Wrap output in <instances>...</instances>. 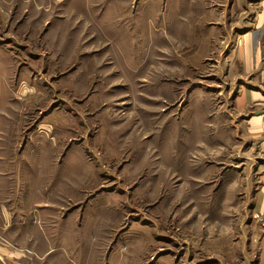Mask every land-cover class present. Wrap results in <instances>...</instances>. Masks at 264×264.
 <instances>
[{"label": "rangeland", "instance_id": "rangeland-1", "mask_svg": "<svg viewBox=\"0 0 264 264\" xmlns=\"http://www.w3.org/2000/svg\"><path fill=\"white\" fill-rule=\"evenodd\" d=\"M246 35L264 0H0V264H257Z\"/></svg>", "mask_w": 264, "mask_h": 264}, {"label": "crops", "instance_id": "crops-1", "mask_svg": "<svg viewBox=\"0 0 264 264\" xmlns=\"http://www.w3.org/2000/svg\"><path fill=\"white\" fill-rule=\"evenodd\" d=\"M259 38V37H258ZM254 38L253 35L244 36V44H242V39L238 43V56L234 59V64L231 67V70L234 69V66L239 67L238 59H242L244 69L251 72V78L248 80H242L238 84L240 91H237L235 104L242 110L245 107H248L252 112L250 117L251 124V135L259 136L264 134V54L262 44L260 45V40ZM234 54V52H230ZM248 108H245L248 110ZM262 189L256 192V202L255 204L261 201L260 195L263 194L264 184L262 183ZM259 195V196H258ZM262 203H264V196L262 198ZM264 241V238L263 240ZM257 264H264V247L261 246L259 252V258Z\"/></svg>", "mask_w": 264, "mask_h": 264}]
</instances>
